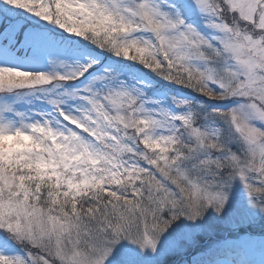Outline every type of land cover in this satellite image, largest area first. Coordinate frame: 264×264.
Masks as SVG:
<instances>
[{
	"label": "snow or ice",
	"instance_id": "snow-or-ice-1",
	"mask_svg": "<svg viewBox=\"0 0 264 264\" xmlns=\"http://www.w3.org/2000/svg\"><path fill=\"white\" fill-rule=\"evenodd\" d=\"M243 225L223 250L264 251V0H0V264H162Z\"/></svg>",
	"mask_w": 264,
	"mask_h": 264
},
{
	"label": "rangeland",
	"instance_id": "rangeland-1",
	"mask_svg": "<svg viewBox=\"0 0 264 264\" xmlns=\"http://www.w3.org/2000/svg\"><path fill=\"white\" fill-rule=\"evenodd\" d=\"M33 22L46 25L44 21H37L33 18ZM52 29V26H48ZM51 34L61 40L66 41L69 45H72L78 38L74 35L63 32V30L55 28L52 29ZM20 66L26 67L27 65L21 64ZM155 81V87L157 89L167 88L172 91L173 94L177 91V86L169 85L167 82L160 81L159 78H153ZM185 95L194 96L195 94L188 92V90H182ZM239 208L244 210L247 207V198L239 182H234L231 189V199L225 210L224 215H230L234 209ZM206 222H216L220 221L217 219L214 212L211 210L206 214ZM180 224L185 222L180 221ZM173 228V231L175 230ZM259 232L258 225H243L238 230L230 231L225 228H219L215 233L214 237H208L207 235H201L198 237L197 244L191 248L187 253H185L181 258L174 256H168L162 259V264H189L192 257L194 256H204L209 257L215 261V264H264V251L259 249L248 250V251H238L237 254L226 253L225 249L229 245H236L240 243L239 238L244 236L246 233L256 234ZM219 249V250H218Z\"/></svg>",
	"mask_w": 264,
	"mask_h": 264
}]
</instances>
